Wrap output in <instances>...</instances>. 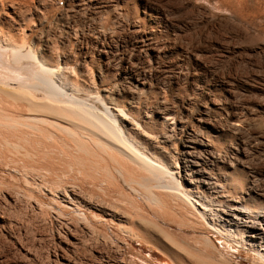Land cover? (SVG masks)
I'll return each mask as SVG.
<instances>
[{"label":"bare ground","instance_id":"bare-ground-1","mask_svg":"<svg viewBox=\"0 0 264 264\" xmlns=\"http://www.w3.org/2000/svg\"><path fill=\"white\" fill-rule=\"evenodd\" d=\"M216 1L221 11L252 24L258 0L255 6L248 0ZM60 5L95 6L84 15L99 26V38L110 33L101 35V30L112 31L114 25L152 36L145 31L137 0H0V172L19 190L4 188L0 180V204L9 207L18 197L29 198L40 210L41 198L49 202L45 214L60 223L53 236L61 251L53 256L55 264L76 262L65 253L83 244L77 234L105 243L107 224L116 235L109 239L118 248L132 249L139 242L168 255L174 264L185 259L194 264L229 262L211 235L222 238L223 250H243L256 264H264V191L234 175L238 151L228 135L240 127L235 117L225 114V126H220L198 116L192 125L183 117L189 119L188 113L182 116L167 100L143 112L134 103L126 108L116 104L110 92L95 85L74 84L62 60L47 59L32 41ZM62 155L87 163L83 171L90 186L113 192L120 202L89 201L60 181V170L58 175L52 164L49 170L41 164ZM47 174L53 177L50 188L44 184ZM3 210L1 228L9 218ZM182 232L192 234L184 245L185 240L175 238ZM5 260L0 256V264L9 263Z\"/></svg>","mask_w":264,"mask_h":264},{"label":"rangeland","instance_id":"rangeland-1","mask_svg":"<svg viewBox=\"0 0 264 264\" xmlns=\"http://www.w3.org/2000/svg\"><path fill=\"white\" fill-rule=\"evenodd\" d=\"M248 1L255 6L254 0ZM137 5L145 21V31L152 32L149 38L127 30L124 25H114L112 31L101 30V35L110 33L99 38L96 36L99 26L86 19L95 6L60 5L63 8L33 35L32 41L39 44L37 47L47 59L62 60L60 64L63 69L68 68L64 72L74 84L79 81L80 87L95 85L110 92L114 102L125 108L134 103L144 112L167 100L178 112L182 110V116L188 113L189 119L183 117L192 125L195 118L202 116L225 126V114L232 115L240 126L238 131L228 135L238 151L234 175L241 178L244 185L264 191V0H258L256 15L249 26L221 11L216 0H137ZM63 156L41 164L46 170L53 167L56 173L60 170V181L74 186L89 201L101 200L110 205L118 204L116 200L120 202L113 192L101 191V186H90L83 171L85 164ZM57 163L61 164L56 166ZM80 164L82 167H78ZM6 176L0 172V180L6 184L4 188L18 194L19 190L13 189L15 186L8 185L12 181ZM50 176L47 174L44 178L49 188L53 185ZM18 198L15 205L0 204V211L4 207L6 212H2L9 217L8 223L0 227V256L8 264H55L53 256L61 251L53 236L60 223L51 214H45L49 202L39 197L42 213L31 199ZM153 209L159 210V207ZM105 230L114 240L116 235H111L114 230L110 225L107 224ZM77 235L83 244L80 241L74 250L65 253L73 263L76 261L74 264H174L168 255L139 242H133L132 249L118 248L109 238L100 243L84 233ZM187 235L192 236L182 232L181 238L175 236L176 241L185 240L183 244ZM211 237L222 255L229 259L227 263L217 264H256L250 253L237 248L223 250L222 238ZM169 246L174 247L171 243ZM173 251L180 253L176 247ZM122 252L124 256L120 258ZM185 260L184 264H194Z\"/></svg>","mask_w":264,"mask_h":264}]
</instances>
